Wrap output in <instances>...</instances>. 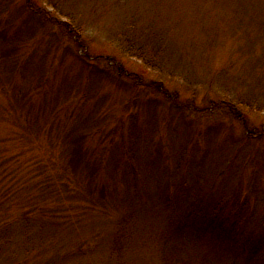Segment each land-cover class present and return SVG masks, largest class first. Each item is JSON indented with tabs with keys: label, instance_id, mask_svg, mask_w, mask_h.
Listing matches in <instances>:
<instances>
[{
	"label": "rangeland",
	"instance_id": "obj_1",
	"mask_svg": "<svg viewBox=\"0 0 264 264\" xmlns=\"http://www.w3.org/2000/svg\"><path fill=\"white\" fill-rule=\"evenodd\" d=\"M0 264H264V0H0Z\"/></svg>",
	"mask_w": 264,
	"mask_h": 264
},
{
	"label": "trees",
	"instance_id": "obj_2",
	"mask_svg": "<svg viewBox=\"0 0 264 264\" xmlns=\"http://www.w3.org/2000/svg\"><path fill=\"white\" fill-rule=\"evenodd\" d=\"M67 27H68V31L69 32H71V33H73V32H76L73 28H71V27H69L68 25L69 24H67V22H66V24H65ZM81 31L80 30H78L73 36L75 37V41L78 43V44H80L81 45V38H80V33ZM70 33V34H71ZM83 46H85V45H83ZM146 62H148L147 60H145ZM120 71H123L122 69H121V67H120ZM160 91H162V86H159V88H158ZM223 103H230V101H221V102H217L216 104L218 105V106H220V105H222ZM232 113L235 115V114H237V117L239 116V114L237 113V111H236V109L235 108H232ZM240 118V117H239ZM25 218V215L24 214H22V220ZM119 232H118V234L116 235V239L117 240H119V239H121V240H123L124 241V244L126 245L127 244V242H126V240L127 239H125V233H124V228H123V223H122V221H121V223H120V228H119ZM3 231H4V235H6V234H9V229H3ZM116 239H115V242H116ZM113 251H114V246H113Z\"/></svg>",
	"mask_w": 264,
	"mask_h": 264
}]
</instances>
